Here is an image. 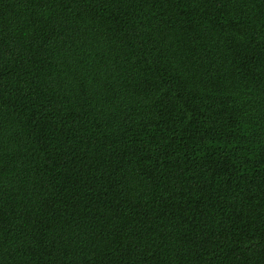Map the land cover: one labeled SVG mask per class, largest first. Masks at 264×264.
Wrapping results in <instances>:
<instances>
[{
    "label": "trees",
    "instance_id": "trees-1",
    "mask_svg": "<svg viewBox=\"0 0 264 264\" xmlns=\"http://www.w3.org/2000/svg\"><path fill=\"white\" fill-rule=\"evenodd\" d=\"M0 264H264V0H0Z\"/></svg>",
    "mask_w": 264,
    "mask_h": 264
}]
</instances>
